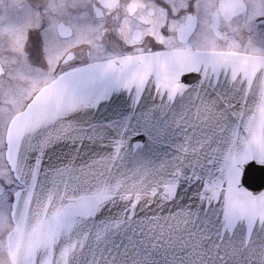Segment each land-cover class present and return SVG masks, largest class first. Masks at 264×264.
Listing matches in <instances>:
<instances>
[{"label":"snow or ice","instance_id":"6c2138e0","mask_svg":"<svg viewBox=\"0 0 264 264\" xmlns=\"http://www.w3.org/2000/svg\"><path fill=\"white\" fill-rule=\"evenodd\" d=\"M163 4L167 7L156 0H101L96 12L97 25L88 30L90 63L62 71L58 76H54L51 70L61 61L69 64L75 59L73 43L68 40L74 30L71 25L50 22L49 27L57 38L65 41L63 44L55 41L46 44L50 70L45 72L41 68L27 66L31 85L28 92L35 95L24 110L20 108L24 93L13 94L8 100L15 115L8 125L7 139L3 144L6 170L0 169V236L4 237L0 239L2 264H69L72 252L78 246L83 247L81 242L66 244L58 256L56 245L63 234L71 232L79 218L92 217L106 201L117 197L130 201V208L135 209L145 199L169 201L177 194L178 177L182 175L187 155L177 158L179 162L169 178L150 180L142 172L112 178L113 168L130 138L124 135L127 126L120 138L114 141L113 151L108 156L78 169L65 168L54 173L53 187L46 195L36 191L39 160L32 170L31 183L17 184L23 178L17 160L21 142L26 135L49 121L57 120L72 109L95 106L113 91L121 89L138 104L149 84L154 85L162 100L166 98L172 102L178 95L191 94L199 101L195 105L197 118L205 122L214 121L222 130L229 115L244 119L242 112H229L231 105L224 92L217 90V85L224 77L231 82L245 84L251 90L258 75L264 79V48H256L249 38L246 44L232 39L226 49H218L215 41L207 35L194 44L193 38L201 35L198 26L206 20L205 16L213 5L209 0H163ZM64 10V0H49L43 12L38 10L29 23L42 27L45 16L62 15ZM240 13L244 15L242 27L249 32L256 31L258 18L264 22V0H259L251 11L241 0H227L212 14V21H207L208 29L218 35L220 15L232 23ZM105 14L115 23L113 31L135 52L113 55L106 51L108 29L100 23L105 20ZM240 27L238 25L234 31H240ZM75 33L79 41L83 30L76 28ZM25 39L21 34L13 42V48L27 64L23 49ZM149 39L164 50L146 51L142 45ZM192 74L199 76L195 86L185 82V78H191ZM153 111L155 109L145 114L146 120L152 119ZM245 132L248 135H242L237 126L233 130L236 139L228 143L220 153V159L209 158L207 164L212 167L207 174H194V178L202 182L201 201L210 206L215 203L222 209L225 226L234 227L245 221L251 230L257 222L264 225V191L258 194L248 191V183L252 179L249 168L254 165L262 170L260 179L264 184V86L245 124ZM134 147H140L139 143ZM218 151L217 148L211 149L213 155ZM188 152L189 149L184 150L185 154ZM73 182L89 185L90 190L80 195L71 194L69 185ZM12 184H17L14 192L5 187ZM182 214L186 223L191 211L184 210ZM107 229L105 225L97 231L98 242Z\"/></svg>","mask_w":264,"mask_h":264},{"label":"water","instance_id":"95a60500","mask_svg":"<svg viewBox=\"0 0 264 264\" xmlns=\"http://www.w3.org/2000/svg\"><path fill=\"white\" fill-rule=\"evenodd\" d=\"M198 80L197 74L185 78L194 86ZM262 86L264 79L259 75L251 90L221 78L217 90L227 97L229 112L244 114L243 120L229 115L224 130L214 121L197 118L199 101L191 94L178 95L172 102L162 100L149 84L138 104L127 91H113L99 104L72 109L26 135L17 157L23 177L19 183H31L39 160L36 191L42 196L52 189L54 173L78 169L111 154L125 126L124 135L130 138L113 168V179L137 172L146 173L150 180L169 178L177 158L187 155L173 199H145L135 209L118 197L106 201L92 217L79 218L71 232L61 236L57 256L66 244L80 241L83 247L72 252L69 264H264V225L257 222L251 230L245 221L225 226L222 209L201 201L202 182L194 178V174H207L212 167L207 164L209 158L220 159V153L236 139L233 130L237 126L242 135H248L245 124ZM153 109L152 119L146 120L145 114ZM137 143L138 148L134 147ZM212 148L219 151L213 155ZM249 175L248 191H264L262 170L254 165ZM69 190L80 195L90 186L73 182ZM184 210L191 211L186 223ZM105 225L108 229L98 242L97 231Z\"/></svg>","mask_w":264,"mask_h":264},{"label":"flooded vegetation","instance_id":"af4514ba","mask_svg":"<svg viewBox=\"0 0 264 264\" xmlns=\"http://www.w3.org/2000/svg\"><path fill=\"white\" fill-rule=\"evenodd\" d=\"M49 0H0V121L3 119V127L1 131V146H0V169L6 170V151L3 148L4 141L6 140V130L8 123L11 118L15 114L14 111L8 112L5 116L7 110H5V106H10L8 104L9 98H6V87L4 83H6L10 88L15 84L16 77H12L11 74L15 75V72L20 70L21 72H27L24 64H21V61H24L20 54L15 51L13 48V42L19 37L21 34L26 38L23 42V49L27 55V65L31 66V68H47V60H46V44L51 43L53 41L63 44L64 39H58L56 33H54L49 25L50 22L54 21L56 23L64 24L65 26H73L74 34L72 37L68 38L73 43V48L78 52H83L85 55H80L78 53L77 57L69 63L68 67L64 69V71L70 70L71 68L79 67L85 64L90 63V59L88 57V30L97 25L98 17L96 12L99 8L101 0H64L65 10L62 15L52 14L50 17L45 16L42 21V27H37L35 25L30 24V20H33L36 12L41 10L38 7L40 3L44 5L48 3ZM125 2V0H122ZM157 3H161L164 7H167L166 4H163V0H156ZM227 0H209V3L213 5L208 10V13L205 16L207 21H212L213 13H215L221 4L226 3ZM242 3L248 5L249 11L252 10V7L256 5L257 0H241ZM203 15V14H202ZM105 20L100 21V23L104 24L105 28L108 29L107 34L105 36V49L110 54H126L128 52H135V49L132 48L130 44H126L119 36V34L115 31V23L111 18L107 17L105 14ZM244 15L243 13L238 14L237 17L233 18V26L236 28L240 25V31L234 32L232 34V39L241 41L243 40L246 44L251 38L254 46L256 48H264V36L260 35L258 32L253 31L249 32L248 29L243 28ZM225 21L223 14L219 17V28L218 31L223 33L226 29L224 27ZM260 18H258L257 23L259 24ZM137 23H139L137 21ZM229 23V22H227ZM76 28H80L83 30V34L81 35L79 41L77 40V35L75 33ZM201 25L198 26V31L200 30ZM167 35V33H165ZM194 39V38H193ZM218 49H226L222 47V45L226 44L227 41L222 37H217L215 40ZM191 42V41H190ZM142 47L146 51H163L164 49L158 45L154 40H145ZM243 51V48L241 49ZM60 63H63L61 61ZM13 70L15 71L14 73ZM9 90V89H8ZM14 94H18V92H14ZM34 92H30L25 98L20 108L28 103V101L34 95ZM24 96V94L22 95ZM23 97H21L22 99ZM4 110L2 111V109ZM2 183V181H0ZM17 184H19L17 182ZM17 184H14L12 192H14L17 188ZM7 187V185L5 186ZM13 198V197H12ZM3 236H0V239H3ZM2 264V262H0Z\"/></svg>","mask_w":264,"mask_h":264},{"label":"clouds","instance_id":"9594fccd","mask_svg":"<svg viewBox=\"0 0 264 264\" xmlns=\"http://www.w3.org/2000/svg\"><path fill=\"white\" fill-rule=\"evenodd\" d=\"M39 8H41V10H44V4L40 3L38 5ZM225 27V31L223 33H218L217 34H213L209 29H208V25H207V20H205L202 24H201V35L194 37L193 39V43L194 44H198L205 35L211 37L213 40H215L217 37H222L223 39H225L227 41L226 44L222 45V47L227 48L228 43H230V41L232 40V34L235 32L234 31V26L233 23H225L224 25ZM256 32H258L260 35L264 36V22L260 21L259 24L257 23V27H256ZM170 35V34H169ZM167 38V37H165ZM242 44L244 43L243 40L240 41ZM78 53L80 55H85V53L83 52H78L75 49H73V54L75 56V58L77 57ZM69 64H63L60 63L55 69H52V74L54 76H58L62 71H64L65 68L68 67ZM45 72H48L50 69L47 67L46 69H43Z\"/></svg>","mask_w":264,"mask_h":264},{"label":"rangeland","instance_id":"374dc122","mask_svg":"<svg viewBox=\"0 0 264 264\" xmlns=\"http://www.w3.org/2000/svg\"><path fill=\"white\" fill-rule=\"evenodd\" d=\"M257 2H259V0H257ZM254 44V43H253ZM21 64H24L27 72H21L20 70H18L17 72H15L13 70L12 73L15 72L16 76L11 74L12 77H16V82L15 84H13V86L10 88L6 83H4V86L6 87V98L8 97L10 99L11 95L14 94V92H18V94L20 93H24V96H22V101L27 98L28 94L30 92H28V90L30 89L31 85H30V80H29V72H28V65L25 64L24 61H21ZM0 84L2 85V83L0 82ZM9 89V90H8ZM7 108H9V110H7ZM4 110V108L2 109V111ZM5 110H7L5 116L7 115L8 112H12L13 110L11 109L10 106H5ZM3 119L0 121V134H1V131H2V127H3ZM1 136V135H0ZM0 146H1V140H0ZM14 184L12 185H7V188L9 189V191H11V189H13V186ZM14 199V197L12 198Z\"/></svg>","mask_w":264,"mask_h":264}]
</instances>
